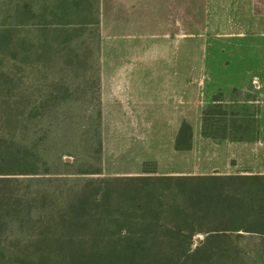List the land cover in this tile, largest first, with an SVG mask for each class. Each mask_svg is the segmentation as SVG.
<instances>
[{"label":"rangeland","instance_id":"obj_1","mask_svg":"<svg viewBox=\"0 0 264 264\" xmlns=\"http://www.w3.org/2000/svg\"><path fill=\"white\" fill-rule=\"evenodd\" d=\"M52 1L26 0L29 19L19 26L13 19L1 24L2 11L13 10L16 2L0 0V28L11 31L12 43H28L31 53L24 59L0 53V70L19 80L10 94L25 95L26 142L36 141L42 168L57 159V176L69 178L54 181L53 173H45L34 185L65 194L93 179L98 198L99 180L125 176L122 171L132 160L119 152L128 140L124 122L133 116L110 99L119 101L123 93L115 88L132 72L190 73L192 91L199 94L215 81L222 86L212 95L217 100L202 109L193 104L190 118L201 119L211 104L208 128L222 123L230 129L239 119L234 124L245 129L238 136L263 134L257 120L264 119V0H84L82 8L61 9L66 21L59 25L51 24ZM44 2L41 22L46 25H39L33 15L44 11ZM43 42L51 49L38 59L32 53ZM143 112L141 118L147 119L150 113ZM218 113H225V120ZM151 116L170 119L173 114ZM138 130H148L151 145L162 148L170 128ZM153 166L151 161L144 167ZM241 234L232 242L245 261L235 264H264V233ZM202 239L195 235L193 246Z\"/></svg>","mask_w":264,"mask_h":264},{"label":"trees","instance_id":"obj_2","mask_svg":"<svg viewBox=\"0 0 264 264\" xmlns=\"http://www.w3.org/2000/svg\"><path fill=\"white\" fill-rule=\"evenodd\" d=\"M15 2L13 10L2 11L1 24L13 19L23 26L28 21L26 0ZM82 2L53 0L51 24L66 21L63 10L72 6L82 8ZM41 7L44 11L33 16L40 20L39 25H46L41 22L46 16L45 2ZM80 14L75 16L82 18ZM11 38V31L0 28V53L22 56V59L30 56L28 43H12ZM44 43L32 53L38 59L40 55L44 58L51 49V45ZM18 86V79L0 70V264H235L245 261L232 240L242 236V232L264 233V218L250 220L248 217L255 204L249 189L253 183L246 178L120 176L99 180L98 198L93 193L96 182L93 179L84 180L77 189H69L65 194L34 185L46 178L45 173H53L49 178L54 181L69 178L57 176L61 173L57 171V159L42 168L36 141L26 142L24 134L28 125L23 119L22 107L25 95L10 94ZM216 100L214 95L212 102ZM211 107L210 104L202 112L203 134L242 137L237 133L245 127L234 124L239 119L232 121L230 129L221 123L209 130L205 122L211 115ZM215 115L221 120L226 118L225 113ZM257 210L263 212L260 207ZM18 231L26 234L19 236ZM197 234H202L203 239L193 246Z\"/></svg>","mask_w":264,"mask_h":264},{"label":"crops","instance_id":"obj_3","mask_svg":"<svg viewBox=\"0 0 264 264\" xmlns=\"http://www.w3.org/2000/svg\"><path fill=\"white\" fill-rule=\"evenodd\" d=\"M122 79L127 82L115 88L122 96L119 101L110 99L112 106L128 110L133 116L124 122L127 131L123 135L128 140L119 152V157L125 154L132 164L122 175L243 177L253 183L249 189L255 209L248 217L250 220L264 218V130L255 137H211L203 134L200 118H190L192 105L199 109L206 106L215 91L222 88L219 83H208V91L199 94L196 89L192 91L190 73L185 72H132ZM262 109L264 112V105ZM143 111L150 113L145 115L147 119L141 118ZM155 112H171L173 116L152 119L151 114ZM257 124L264 129V119L257 120ZM154 126L170 128L165 147L151 145L148 130H138ZM151 161L153 168L144 169Z\"/></svg>","mask_w":264,"mask_h":264}]
</instances>
